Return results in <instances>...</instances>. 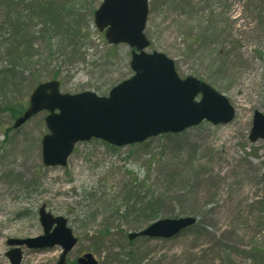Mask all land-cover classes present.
Wrapping results in <instances>:
<instances>
[{
  "label": "rangeland",
  "instance_id": "obj_1",
  "mask_svg": "<svg viewBox=\"0 0 264 264\" xmlns=\"http://www.w3.org/2000/svg\"><path fill=\"white\" fill-rule=\"evenodd\" d=\"M102 1L36 0L19 6L39 21L45 18L41 5L51 2L60 10L62 31L53 40L49 32L40 34L36 44L32 61L40 82L58 72L63 93L108 96L134 74L131 47L110 45L95 25ZM5 13L0 8V22ZM145 34L151 41L147 51L172 58L179 77H196L223 93L235 108L234 119L203 121L123 147L93 138L76 144L66 166L48 167L42 156L47 112L15 128L16 118L3 110L6 99L28 102L37 83L28 72L16 83L0 84V264H12L7 253L16 246L9 239L43 234L42 205L67 218L78 237L67 264H77L86 252L98 264H216L207 254L213 241L199 229L170 239L129 240L130 232L155 219L147 220L125 200L147 192L162 196L158 218L195 216L217 242L249 247L264 239V140H250L254 113L264 112V0H149ZM56 40L62 44L50 45ZM0 49L5 51L3 41ZM131 187L135 194H129ZM21 248L20 264H57L62 251L58 245ZM257 263L264 264V257L235 260Z\"/></svg>",
  "mask_w": 264,
  "mask_h": 264
},
{
  "label": "water",
  "instance_id": "obj_2",
  "mask_svg": "<svg viewBox=\"0 0 264 264\" xmlns=\"http://www.w3.org/2000/svg\"><path fill=\"white\" fill-rule=\"evenodd\" d=\"M148 15V0H103L94 13L96 26L105 32L110 44L127 43L133 48L130 66L134 74L114 86L108 96L91 91L63 93L57 79L41 82L31 92L28 107L14 127L48 111L45 121L49 133L42 140L44 165L66 166L75 145L92 138L123 147L163 133L182 132L204 120L226 124L234 119L235 108L223 93L196 77L182 79L172 58L146 50L151 43L145 34ZM259 139L264 140V112L255 111L250 140ZM39 215L44 234L9 239V245L16 246L7 253L12 264L21 263L23 245L37 249L59 245L62 253L57 264H65L68 253L78 243L67 218L54 216L45 205ZM196 222L195 216L159 218L131 232L129 239H169ZM77 261L98 264L92 252Z\"/></svg>",
  "mask_w": 264,
  "mask_h": 264
},
{
  "label": "trees",
  "instance_id": "obj_3",
  "mask_svg": "<svg viewBox=\"0 0 264 264\" xmlns=\"http://www.w3.org/2000/svg\"><path fill=\"white\" fill-rule=\"evenodd\" d=\"M36 0H0V8L6 10L4 19L0 22V41H3V46L5 51L0 49V84L6 85L9 83H16V81L21 78L22 75L28 73L35 83H39L38 68L35 67V62L32 61L35 56L36 44L39 35L45 32L51 33L49 36L53 40L56 36V33L61 30L62 26L57 27L58 20H60V10H54V5L51 2H47L41 5L42 13L45 15L42 21H39L35 18L34 13H28L24 8L20 11L18 10L19 6H27ZM34 10V8H32ZM31 10V11H33ZM35 11V10H34ZM41 26V29L38 30L37 27ZM40 31V32H39ZM73 30L67 28V32ZM58 34V33H57ZM75 34L76 32H73ZM86 39L85 36L81 37ZM51 42V41H50ZM49 42V44H50ZM58 40L53 41V44L50 45H61ZM73 54V52L71 53ZM74 56L77 59V54L74 52ZM79 57L78 59H80ZM77 59V60H78ZM3 63V64H1ZM58 72H54L52 77L54 79L58 78ZM1 99V98H0ZM4 102V101H3ZM28 106V102L24 98L16 99L14 101H9L6 99L3 110H8L11 113L12 118H17L20 116ZM134 189L131 187L128 189L129 194H135ZM141 190V189H140ZM134 197H137L134 199ZM134 197L125 200L126 204L130 201H133V205L129 206L134 207L145 214L147 220L157 219L160 215L162 205L159 202L162 199V196H155L154 194L145 193L143 197L139 195H134ZM143 198L146 202L141 203ZM141 203V204H140ZM128 206V205H127ZM128 211V208L127 210ZM144 212V213H143ZM130 215V211H128ZM128 216H126L127 218ZM260 215V219H262ZM202 224L204 221L201 222ZM196 223L192 227H189L186 230H197L202 231L206 238L212 240L207 254H212L213 258L216 259V264H235V260L240 258V256H249L253 261H260L261 257H264V239L261 242H256L249 247L224 240L217 242L215 239V232H210L209 229L204 226V224ZM218 244V245H217ZM214 250V251H213ZM260 264V263H257Z\"/></svg>",
  "mask_w": 264,
  "mask_h": 264
}]
</instances>
